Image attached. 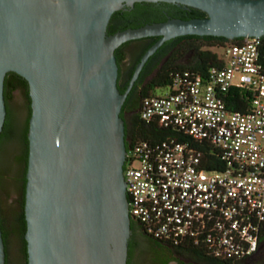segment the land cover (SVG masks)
<instances>
[{"label": "water", "instance_id": "95a60500", "mask_svg": "<svg viewBox=\"0 0 264 264\" xmlns=\"http://www.w3.org/2000/svg\"><path fill=\"white\" fill-rule=\"evenodd\" d=\"M146 1L181 4L205 16L106 33L115 11ZM185 34L262 36L264 0H0V131L6 72L26 80L30 99L26 264H126L130 216L120 108L148 57ZM147 36L159 38L120 93L114 49Z\"/></svg>", "mask_w": 264, "mask_h": 264}, {"label": "built area", "instance_id": "2783aa9c", "mask_svg": "<svg viewBox=\"0 0 264 264\" xmlns=\"http://www.w3.org/2000/svg\"><path fill=\"white\" fill-rule=\"evenodd\" d=\"M219 50V67L176 74L163 94L141 100L138 116L210 145L226 168L200 167L187 141L139 140L123 179L128 214L151 237L175 244L203 234L211 256L240 259L255 251L264 220V35ZM233 87L251 92L247 111L229 109Z\"/></svg>", "mask_w": 264, "mask_h": 264}, {"label": "trees", "instance_id": "16d2710c", "mask_svg": "<svg viewBox=\"0 0 264 264\" xmlns=\"http://www.w3.org/2000/svg\"><path fill=\"white\" fill-rule=\"evenodd\" d=\"M134 13V11L122 12V9L115 11L108 20L106 33L111 34L117 30L127 28L125 27L127 20L131 21ZM204 16L205 13L203 11L190 7L187 18H198ZM239 40H241V37L227 39L226 37L219 35L185 34L176 36L175 38L165 42L164 45H161L160 48L171 42V46L169 47V57L165 59L159 67H157L155 73L151 76L146 86L141 88L138 105L130 109L131 117L127 119V122L124 121V145L126 152H129L133 145L139 140L155 141L173 139L178 142L187 141L189 146L200 152V167L207 170H224L226 168L227 162L220 159L219 153L215 148L203 142H194L189 139L188 136L171 129L170 127H162L152 123H144L138 116V110L141 100L144 97L152 95V90L155 87L170 85L176 74H181L183 71H187L191 75L198 74L203 76L207 69L211 67H219L221 65L219 54L213 51L212 48H219L225 42H238ZM122 44L116 47L113 52L117 65L119 63L117 52H119ZM150 45L151 44H147L137 55L135 64L139 61L143 52ZM156 52L149 56V60L156 54ZM184 55L187 57L186 61L180 63L179 59H181ZM133 68L134 66L131 68L129 76L132 74ZM17 79L21 80L23 85H27L26 80L15 72L8 71L5 73L3 78V98L5 91H9L13 87L20 85V82H18ZM116 85L118 91L122 93L125 86L123 85L120 87L117 83ZM225 94L226 97L224 100L230 110L245 112L250 108L252 95L248 89L233 87L227 90ZM5 109L6 112L0 131V166L3 164L6 167L5 170L0 171V187L3 188L6 186L1 185L3 179L2 175H4V172L10 171L12 165L11 163L14 162L19 167H21L17 173H19V177H23L25 188V173L28 154V141L26 133L30 108L28 116L24 120V123L19 130V135L17 138L18 144L13 149H9L7 144L13 139L12 124L14 117L8 106H6ZM122 110H124L123 106L121 107V112ZM121 112L119 114L120 116ZM138 224L140 225L142 233L146 236H149V234H147L143 229L142 225L140 223ZM202 235L203 234H198L193 239H187L175 244L161 239L152 238L174 249L182 250L197 257L201 264H264V220L258 227V241L255 251L250 255L240 259H221L211 256L206 250ZM138 255L142 256L140 260H136ZM164 263L165 260L163 259V252L161 249L154 247L145 241H138L134 243L130 239L127 240L126 264Z\"/></svg>", "mask_w": 264, "mask_h": 264}, {"label": "flooded vegetation", "instance_id": "af4514ba", "mask_svg": "<svg viewBox=\"0 0 264 264\" xmlns=\"http://www.w3.org/2000/svg\"><path fill=\"white\" fill-rule=\"evenodd\" d=\"M130 11H134L135 13L134 16L131 18V21L127 20L125 27L141 26L143 24L164 21L167 20L168 18L185 19L187 18V15L189 13V8H186L184 5L171 3V2L146 1V2H135L128 8L122 9V12H130ZM158 38L159 36H147L137 39H131L124 42V44L121 45L119 52H117L119 63L117 65L116 83L120 87L124 85L125 86L124 91L132 75L131 74L129 76V72L131 68L135 66V59L137 55L142 51V49L147 44H152ZM172 38L165 40L161 45H164L165 42L171 40ZM160 46L157 48L159 50L156 49L153 53H155L156 51L158 52H156V54L150 60L148 57V59L144 62L143 66L139 70L136 79L133 81L132 85L125 94L124 100L121 105V107L123 106L124 110H122L121 112V108H120V112L122 116L120 117L123 119V123L124 121L127 122V119L131 117L130 109L138 105L141 88L146 86L151 76L155 73L157 67H159L162 64V62L169 57V53H170L169 47L171 46V42H169L162 48H160ZM128 52H131L133 54V58L131 60V63L123 67ZM17 81L20 82V85L13 87L9 91H5L3 98L4 104L5 107L6 106L9 107V102L12 99L13 94L16 91H19L22 94L25 103V116H24V120H25L28 116L29 108H30L28 87L27 85H23L21 80L17 79ZM11 112L14 117V113L12 110ZM13 123H15V117ZM11 164L12 165L10 171L8 172L10 173V176L6 177V186L2 188V199L4 200L5 204L12 205L11 210L13 212L12 213L13 216L11 220H9L8 222H4L2 218V211L0 208V230L3 241L4 264H8L7 246H8V240L10 238H12L13 241L14 240L16 241V251L20 255L23 264H26L27 261L26 241L24 238L26 223H25L24 211H23L24 182H23V177L21 176L19 177V173H17L18 170L21 169V167H19L14 162ZM129 225H130V232L128 239H130L134 243L138 241H145L151 244L152 246L161 249V251L163 252V259L165 260L164 264H201L200 260L197 257L182 250L174 249L170 246L160 243L154 240L150 235L146 236L145 234H143L138 222L131 217H130Z\"/></svg>", "mask_w": 264, "mask_h": 264}, {"label": "rangeland", "instance_id": "374dc122", "mask_svg": "<svg viewBox=\"0 0 264 264\" xmlns=\"http://www.w3.org/2000/svg\"><path fill=\"white\" fill-rule=\"evenodd\" d=\"M212 50L217 52V53H219V51H220L219 48H216V47L212 48ZM132 58H133V54L131 52H128L127 58H126V61H125V64L123 65V67H125V65L127 66L129 63H131ZM186 58H187L186 55H184L181 59H179V62L180 63L185 62ZM166 89H167L166 86L155 87L152 90V95L163 94ZM9 107L14 113L15 123L12 124L13 139L8 142L7 146L9 149H13L18 144L17 138L19 135V130L24 123V116H25V103H24L23 96L19 91H16L13 94V97L9 102ZM5 167L6 166L2 164L0 166V171L5 170ZM8 176H10V173L4 172V175H2L3 179H2L1 185H6V177H8ZM0 208L2 211V218H3L4 222H8L9 220H11V218L13 216V214H12L13 212L11 210L12 205L11 204H5L4 200L2 199V188L1 187H0ZM7 247H8V264H23V261H22L20 255L16 251V241L15 240L13 241V239L10 238L8 240V246ZM141 258H142V256L138 255L136 257V260H140Z\"/></svg>", "mask_w": 264, "mask_h": 264}]
</instances>
